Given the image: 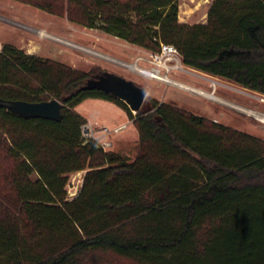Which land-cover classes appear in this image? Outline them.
<instances>
[{
	"label": "trees",
	"instance_id": "trees-1",
	"mask_svg": "<svg viewBox=\"0 0 264 264\" xmlns=\"http://www.w3.org/2000/svg\"><path fill=\"white\" fill-rule=\"evenodd\" d=\"M153 53L175 46L183 65L264 95V0H214L204 24L178 19V0H12ZM89 73L0 52V99L58 100L62 118L0 106V264H264V141L167 104L133 116L84 90ZM87 99L126 112L133 159L85 138ZM85 171L68 198L71 174Z\"/></svg>",
	"mask_w": 264,
	"mask_h": 264
},
{
	"label": "rangeland",
	"instance_id": "rangeland-1",
	"mask_svg": "<svg viewBox=\"0 0 264 264\" xmlns=\"http://www.w3.org/2000/svg\"><path fill=\"white\" fill-rule=\"evenodd\" d=\"M213 1L178 0L179 21L189 25L206 23ZM1 41H9L12 43L10 45L26 54L89 73L90 78L109 72L134 82L146 92L145 103L139 112H151L147 107H152L153 101L164 103L264 141V125L254 117L264 115L262 95L186 67L178 54L168 60L163 58L157 65L152 58L153 52L100 30L71 24L64 18L12 0H0V44L3 48L7 44ZM131 67L138 70H132ZM153 69L161 80L138 72ZM75 111L86 120L83 126L85 138L111 143V147L104 150L119 153L131 160L140 152L134 119L128 118V122V116L123 110L87 99ZM137 113L132 112V115L135 117ZM119 125L122 126L114 128ZM105 126L114 132L104 135L101 129ZM90 129L93 132L88 134L86 130ZM85 173L78 172L68 177L67 194L79 192ZM88 264L137 263L106 255L95 262L89 258Z\"/></svg>",
	"mask_w": 264,
	"mask_h": 264
},
{
	"label": "water",
	"instance_id": "water-1",
	"mask_svg": "<svg viewBox=\"0 0 264 264\" xmlns=\"http://www.w3.org/2000/svg\"><path fill=\"white\" fill-rule=\"evenodd\" d=\"M98 88L112 97L124 102L132 112H139L146 99V92L132 81L113 73L105 72L91 80L83 87L84 90ZM0 106L24 118H42L60 121L63 104L58 100L30 103L24 101H5L0 99ZM151 111L152 107L148 106Z\"/></svg>",
	"mask_w": 264,
	"mask_h": 264
},
{
	"label": "built area",
	"instance_id": "built-area-1",
	"mask_svg": "<svg viewBox=\"0 0 264 264\" xmlns=\"http://www.w3.org/2000/svg\"><path fill=\"white\" fill-rule=\"evenodd\" d=\"M1 51H2V46L0 44V52ZM175 54H178V53H177V50H176V48H175L174 45H172V44H167V45L163 44V45H161L160 52L154 53L152 55V58H153L154 63L157 64V65H159L162 62L163 58H167V60H168V59H170ZM147 72H153L154 73L155 72V69H153L151 71H147ZM261 100L264 102V95L261 96ZM254 117L261 124L264 125V115H254ZM86 131H87L88 134H90V132L91 133L93 132L91 129L89 131L88 130H86ZM117 131H118V129H116V133H117ZM83 132H84V127H83ZM101 132L104 135H107V134H111L112 132H114V130H109L108 128H103V129H101ZM91 135H94V134H91ZM99 143L102 145V147L104 149H106L108 147H111V143H109V142H104V143L99 142ZM76 195H77V192H70L68 194V198L73 199L74 197H76Z\"/></svg>",
	"mask_w": 264,
	"mask_h": 264
},
{
	"label": "crops",
	"instance_id": "crops-1",
	"mask_svg": "<svg viewBox=\"0 0 264 264\" xmlns=\"http://www.w3.org/2000/svg\"><path fill=\"white\" fill-rule=\"evenodd\" d=\"M3 44L5 43V44H12V43H10L9 41H1ZM89 100H93V101H95V102H99V103H106V104H110V105H113V107L114 108H118V109H121V108H119L118 106H116L115 104H113V103H111V102H108V101H104V100H95V99H89ZM122 110V109H121ZM125 112V111H124ZM126 113V112H125ZM127 119H128V117H127ZM128 122H129V119H128ZM91 123H94V124H99L98 122H91ZM123 125V124H122ZM122 125H119V126H116V127H114V128H117V127H120V126H122ZM106 128H107V126H105Z\"/></svg>",
	"mask_w": 264,
	"mask_h": 264
},
{
	"label": "flooded vegetation",
	"instance_id": "flooded-vegetation-1",
	"mask_svg": "<svg viewBox=\"0 0 264 264\" xmlns=\"http://www.w3.org/2000/svg\"><path fill=\"white\" fill-rule=\"evenodd\" d=\"M97 76H99V75L92 76L90 79H88V81L86 82L85 85H87V83H88L89 81L96 79ZM133 83H134V82H133ZM135 85H136V84H135ZM87 91H97V92H101V93H104V94L109 95L110 97H112L110 94L104 92L103 90H100V89H98V88H95V87L90 88V89H88ZM112 98H114V97H112ZM115 99H116V98H115ZM95 100H101V99H95ZM118 100H119V99H118ZM152 111H153V109H152ZM152 111H151V112H152Z\"/></svg>",
	"mask_w": 264,
	"mask_h": 264
},
{
	"label": "bare ground",
	"instance_id": "bare-ground-1",
	"mask_svg": "<svg viewBox=\"0 0 264 264\" xmlns=\"http://www.w3.org/2000/svg\"><path fill=\"white\" fill-rule=\"evenodd\" d=\"M132 68V70H138V69H136L135 67H131ZM138 72H140L141 74H143V75H145V76H147V77H151V78H155V79H159V80H161V78L160 77H157L153 72H147V71H138ZM202 94V93H201ZM205 94V93H204ZM206 95V94H205Z\"/></svg>",
	"mask_w": 264,
	"mask_h": 264
}]
</instances>
